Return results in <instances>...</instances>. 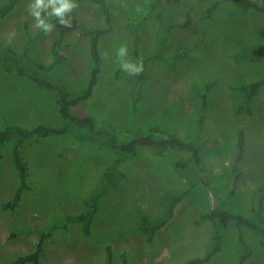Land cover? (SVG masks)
<instances>
[{
    "label": "rangeland",
    "instance_id": "obj_1",
    "mask_svg": "<svg viewBox=\"0 0 264 264\" xmlns=\"http://www.w3.org/2000/svg\"><path fill=\"white\" fill-rule=\"evenodd\" d=\"M10 0H0V9ZM154 0H131L144 11ZM260 3L261 0H253ZM33 0H19L13 10L0 19V50L11 49L9 63L24 66L28 74L45 78L28 61L49 66L51 48L65 32L67 60L57 66L51 78L72 94L87 87L93 60L89 39L79 25L105 28V17L91 2H77L45 32L32 47L26 60L21 58L28 37L41 33L28 10ZM116 17L114 30L100 41L102 71L92 98L75 108L79 115H89L108 122L129 141L146 135L160 125L186 141L198 139L201 161L208 186L175 169L177 154L158 157L146 149L122 158L105 145L78 140L72 136L29 139L21 155L28 164V189L14 211L3 206L13 199L20 186L12 164L15 141L8 144L0 162V264H14L21 257L35 253L38 235L11 238L15 229L47 226L53 219L78 216L106 179L107 192L99 199L90 233L83 223L58 228L44 244L40 264H186L204 259L215 248V229L203 219L235 188L232 202L244 216H250L264 190V88L251 103V113H239L242 84L264 80V60L240 56L246 48L264 55V19L258 14H244L230 0H183L162 2L138 29V55L156 50L158 21L166 27V43L158 53L172 56L179 48L185 56L170 66L153 60L146 69V81L140 85L141 99L135 110L131 87L119 71L133 76L123 64L137 66L134 37L128 26L125 0H107ZM216 7L210 15L209 10ZM49 11H51L49 9ZM127 48L124 57L118 56ZM215 82L208 94L210 116L199 131L200 99L197 90ZM57 108L48 91L15 71L7 72L0 56V133L21 127L32 130L39 125L61 126ZM245 135L242 160L232 173L233 156L240 132ZM124 132H130L125 134ZM185 157L187 155H184ZM173 208V215L170 212ZM167 222L154 238L142 230V221ZM240 238L251 247L247 264H264L260 237L246 228L230 225L222 240V249L206 264H238Z\"/></svg>",
    "mask_w": 264,
    "mask_h": 264
},
{
    "label": "trees",
    "instance_id": "obj_2",
    "mask_svg": "<svg viewBox=\"0 0 264 264\" xmlns=\"http://www.w3.org/2000/svg\"><path fill=\"white\" fill-rule=\"evenodd\" d=\"M19 0H10L5 6L0 9V19L5 17L18 3ZM77 2H91L99 7V10L105 17L106 27L91 29L84 24H80L79 27L84 36L89 39L90 51L93 60V67L90 72V78L87 87L78 93L72 94L67 88L63 87L59 82L51 78V73L54 69L63 64L67 57L63 53L66 49L65 32H61L58 39L54 42L51 48V55L53 62L49 66L28 61V63L40 74H45V78L35 76L34 74H28L26 68L21 65L9 63V55H16L11 49L0 50V56L6 66L7 72H16L19 76H27L32 82L41 88L48 91L51 96L57 112L61 119V126H47L39 125L36 128L29 130L21 127H15L7 129L0 133V162L2 159V153L8 146V143L15 141V146L12 153V164L18 173L20 186L15 192L13 199L7 202L4 206V210L14 211L18 207L22 200L23 193L28 189V172L29 167L21 155L20 148L29 139H47L53 136L66 137L72 136L78 140H88L92 143L105 145L114 154L127 158L131 155H136L139 152L149 149L158 157H167L169 154L175 153L178 155L174 164L175 169L183 171L191 178L204 186H208V178L206 168L201 161L200 150L198 145V139L194 141H186L178 136L168 132L160 125L151 128L146 135L141 137H134L129 141L123 140L122 134L118 132L114 126L108 122H102L95 117L89 115H79L75 112V108L89 101L94 90L98 84L99 76L102 71V56L100 54V41L104 37L111 34L114 30V24L116 17L111 11L107 0H76ZM183 0H154L144 11H138L133 6L131 0H125L128 5V26L129 30L134 37V55L136 57L137 66L142 65V71L133 76L127 75L121 71L117 73V76L126 78L130 84L132 96L134 99L135 110H138V103L141 99L139 94V87L143 84L146 79V69L150 62L153 60H160L171 67L177 59L185 56V50L179 48L172 56L163 57L158 51L166 43L165 34L167 33L166 27L162 22L161 15L157 16L158 31H157V46L156 50L148 55L140 57L138 55L139 36L138 29L141 24L152 14L153 10L162 2H173L180 3ZM235 6L244 14H258L264 19V0L260 3L253 0H230ZM216 7L209 10L211 15ZM42 16L46 19V22L54 25L60 18L55 16H48L47 13H42ZM45 33L42 29L41 33L35 38L28 37L27 43L24 47V51L21 58L26 60L29 53L36 43V41ZM254 55L264 60V55L253 49L246 48L245 53L240 56V59L246 56ZM215 86V82L207 84L202 90H197V95L200 99V118H199V131L202 130L204 123L210 116L209 111V98L208 94ZM264 88V80H258L249 84H242L238 87V90L243 95V103L239 108V113H251V103L254 98L258 95L261 89ZM129 134L130 132H124ZM245 149V135L244 132L239 133L237 148L233 156L232 161V173L234 176L237 174L236 166L242 160ZM184 155H187L186 157ZM110 169L103 176L101 186L93 192L89 200L86 203V210L78 216H65L53 219L47 226L39 227L38 225L26 226L21 229H15L11 235V238H16L20 235H38L39 242L35 253L32 255L21 257L14 264H40V258L44 251L45 242L53 236V233L58 228H67L72 223H83V229L86 234L90 233L91 223L94 214L97 210V203L99 199L107 192L106 179ZM235 197V188L229 193L227 200L220 203L219 207L214 209L209 215L203 217V219L210 220L213 223L215 229V248L213 252L204 259H195L186 264H206L208 263L213 255L221 252L222 240L225 232L230 225H233L237 229L246 228L252 233L260 237L261 246L264 248V190H260V197L256 206L252 208L250 216H244L236 208H234L232 202ZM174 204L170 212V218L173 215ZM166 221L161 224H153L147 219L142 221V230L149 237V240L154 238L156 231L166 225ZM241 254L239 256L238 264H247L248 260L252 255L250 245L243 239L240 238ZM108 264H112V254L110 249H107ZM123 264H128L126 255H122Z\"/></svg>",
    "mask_w": 264,
    "mask_h": 264
},
{
    "label": "clouds",
    "instance_id": "obj_3",
    "mask_svg": "<svg viewBox=\"0 0 264 264\" xmlns=\"http://www.w3.org/2000/svg\"><path fill=\"white\" fill-rule=\"evenodd\" d=\"M76 5L72 0H33L28 6L30 14L36 20V27L43 29L45 32L51 30L52 25L46 22V19L42 16V13H47L48 16H55L60 18V23H66L63 17L66 13L72 11ZM49 9L51 11H49ZM127 54V48L121 47L118 51L119 57H124ZM122 67L125 70L131 69L133 74H138L142 71V65L135 67L131 64H123Z\"/></svg>",
    "mask_w": 264,
    "mask_h": 264
},
{
    "label": "crops",
    "instance_id": "obj_4",
    "mask_svg": "<svg viewBox=\"0 0 264 264\" xmlns=\"http://www.w3.org/2000/svg\"><path fill=\"white\" fill-rule=\"evenodd\" d=\"M13 142V141H12ZM11 143V142H10ZM26 143L27 142H25L24 144H23V146L20 148L21 150H22V148H24V146L26 145ZM9 144V143H8Z\"/></svg>",
    "mask_w": 264,
    "mask_h": 264
}]
</instances>
